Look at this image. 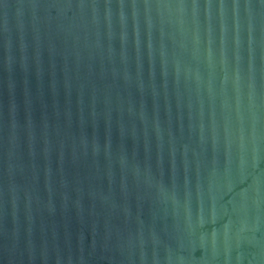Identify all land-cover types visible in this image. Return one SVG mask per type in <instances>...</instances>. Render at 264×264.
<instances>
[{
  "label": "water",
  "instance_id": "1",
  "mask_svg": "<svg viewBox=\"0 0 264 264\" xmlns=\"http://www.w3.org/2000/svg\"><path fill=\"white\" fill-rule=\"evenodd\" d=\"M0 264H264V0H0Z\"/></svg>",
  "mask_w": 264,
  "mask_h": 264
}]
</instances>
